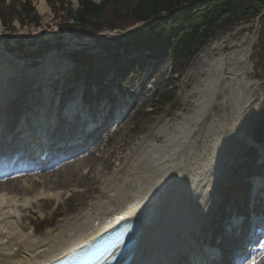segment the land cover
<instances>
[{
	"label": "bare ground",
	"instance_id": "1",
	"mask_svg": "<svg viewBox=\"0 0 264 264\" xmlns=\"http://www.w3.org/2000/svg\"><path fill=\"white\" fill-rule=\"evenodd\" d=\"M38 10L42 14L48 11L44 1L40 2ZM229 39L223 37L217 42L210 43L198 57L199 66L192 65L188 74L191 78L200 74L208 76L204 81L205 85L195 89L196 94H202L198 100L202 109L176 125L174 131L169 130L166 125L163 126L158 138L163 136L164 143L145 141L138 145L131 154V158L135 157V160L131 162L124 176L117 174L118 177L112 181L103 174L101 177H96V170L85 174L86 179L93 178L97 183L103 181L105 187L103 199L69 219L62 229L50 231L46 238L40 240L36 236L37 231L28 232L29 225L26 222L29 221V214L42 216V213L50 209L54 203H59L61 198V194L57 193L59 190L80 185L79 180L75 179L74 168H82L87 162V157L77 156L76 150L72 147H64L57 150L55 156L58 159H68L62 167L55 168V165L52 167L49 163L44 167L22 170L0 178L2 179L0 180V264H50L123 219H129L137 226L135 244L127 256L130 257L129 264H167L176 260L178 255L184 252L181 245L184 241L188 242L186 235L192 232L191 226L194 225L193 222L196 221L200 211L205 208L208 202L207 196L212 193L213 184L217 181L216 174L211 169L216 168L220 176L223 172L222 167H225V164L215 161V158H218L216 156L218 149L212 145L208 150L206 147L208 143L204 144L193 158L197 144L202 140L194 126L199 123L202 110L209 105L208 98L205 99L203 96L205 89L215 83L228 82L230 87L222 90L228 97L223 109L225 107L226 112L231 111L234 115L230 121L236 122L234 127L246 125L249 122L247 116L251 112L254 114L253 112L259 111V108L261 111L264 109L262 104H258L257 101L253 104L249 100V95L252 98L257 97V89L249 87L243 90L234 86V80H241L242 76L247 74L243 60L245 58L241 53L207 61L216 51L224 52L227 48L225 44ZM3 69L5 67L0 69V102L4 98V91L11 88L7 86L14 75L11 70L5 72L2 71ZM44 69L43 75L55 70L48 64ZM27 75L29 78L36 76L32 72H28ZM28 90L32 89H27V92ZM235 93L239 95L235 96ZM3 111L5 109L0 107V115L4 114ZM227 121L223 119V123ZM2 124L1 121L0 125ZM3 125L6 126V123ZM45 126L41 125L40 129L36 126L29 127L32 144L42 152L40 154L42 157L45 151L42 145L45 136L46 140L51 142L56 139L58 132V128L46 131ZM36 130L41 132L39 137ZM214 133H217V130L211 129L204 141L209 142ZM32 151V147L29 146L26 154V157L30 158L27 159L29 161L32 160L30 157ZM221 154L226 155L228 159L234 155L239 156V152L234 153L226 149ZM206 157H209L206 163L199 161V158ZM22 160L25 158L23 157ZM191 163L196 169L188 168L184 171ZM69 173L72 177H68ZM98 174L100 175L101 172ZM253 183L258 185L259 182ZM257 198L261 199L260 195H257ZM53 214L59 215L58 210ZM237 222L239 221L235 220L234 224ZM234 224L226 223L224 228L228 227L229 231L234 230ZM192 246L194 247L189 249L197 259L213 258L219 254L208 250L202 253L194 243ZM261 250L258 257L251 258V263H261L264 244Z\"/></svg>",
	"mask_w": 264,
	"mask_h": 264
},
{
	"label": "rangeland",
	"instance_id": "2",
	"mask_svg": "<svg viewBox=\"0 0 264 264\" xmlns=\"http://www.w3.org/2000/svg\"><path fill=\"white\" fill-rule=\"evenodd\" d=\"M12 1L13 0H7L6 4H10ZM30 1H32L35 7V12L39 17L40 23L38 26L30 24L21 26L15 21L12 27L15 26L16 28L14 27V30L9 29V31L4 30L0 25V69L5 67L2 71L6 72L11 70L12 74L19 76L20 73L25 72L29 67L35 65H37L40 71H43L47 63H49L48 65H53L56 70L67 62L69 63L67 65L73 68L75 66L70 63L67 57L68 53L87 49L90 51V54L96 56L93 61L95 71L97 68L100 70L104 69L103 72L99 71L100 75L97 79V86L90 88L92 99H100L96 104L90 101V106L96 105L95 107H98L99 103L103 101L104 98L115 100L116 103L126 102L131 106L130 113L117 131L110 132L109 136L102 139L95 149H91V153H85L87 162L82 165V168H74L76 172L74 173L76 176L75 179L79 180L80 185L78 187L72 186L59 190L57 192L61 194L59 203H54L50 209L42 213V216H38L34 213L29 214V221L26 222V224L29 225L28 232L37 231V238L42 240L47 237L48 232L54 231L55 229H62L69 219L85 211L86 208L93 203L102 201L105 189L102 184L103 181L97 183L93 178L86 179L84 177L85 174L89 172L93 173L96 170L97 173L101 172L100 175L96 173V177H101L103 174L107 179L112 181L118 177L117 174L124 176L131 162L135 160V157L131 158V154L138 145L145 141H157L159 144L164 143L165 138L163 136L158 138L163 126L166 125L169 130L174 131L176 125L194 116L197 110L202 109V106H199L198 103L202 94H196L195 89L196 87L205 85L204 81H206L208 76L200 74L195 76V78H191L188 77V74L190 73L192 65L199 66L200 61H198V57H200L203 50L212 42H209L199 51L197 56L189 63L184 73L178 75L174 73L175 66L172 65L170 58L160 63L156 61L151 63V61L147 60L142 67L139 66L138 69L134 67L130 70L128 69L129 65L126 66L124 64L123 66L122 63L115 65L116 61H109L107 58L108 53L101 50L98 44L99 41L101 43L110 38L111 34H117L119 31L110 32L103 30L102 32L93 34V29L87 28L84 31L85 35L80 38L73 28H67V25L71 26L73 22H66V20H64V12H53L52 9L48 7V11L42 14L38 10V7L40 6V2L44 1L46 3V1ZM69 1L72 3L71 8L76 11L78 9L76 0ZM252 29L254 31L253 33L251 32ZM260 30L261 25L259 23L250 25L245 24L236 28L234 31L224 36L230 38L225 44L227 48L224 52L220 53L216 51L214 56L207 59V61H214L220 56L241 53L242 57L245 58L243 60L245 62L244 65L246 66L247 74L242 76L241 80H234V86L242 88L243 90L249 87L257 89V97L252 98L251 95H249V100L253 104H256L255 101H257L258 104H262L264 108V81H261L258 74L255 73L256 59L254 56V49L259 45ZM6 35H10V40H5ZM222 38L223 37H220L213 42H217ZM16 42L21 43V45L25 47V55L26 53L29 54L37 49H41L43 43L47 42L50 43L52 50L44 54L37 63H32V61L23 60V55V57H21L20 54L16 55L13 53V51L19 49ZM110 53L112 56L118 55L120 59H123L121 58L119 49H113ZM138 57L139 55H134L129 56L128 59H136ZM153 64H156L157 68L154 69L152 76L148 77L150 68L147 69V66ZM78 80L79 82L85 81L87 86L88 83L89 85L95 84L93 80L90 82L86 77H80ZM104 80H106V82H103ZM99 82L103 85L101 88L102 91L98 89ZM87 86L85 87L87 88ZM122 86H124V88ZM229 87L228 82H222L221 84L215 83L211 87L205 89L203 96L205 99L208 98L209 105L202 110V115L199 117L200 121L194 126L197 129V134H199L202 140L197 144L198 146L195 149L193 158L196 157L199 149H201L204 144L208 143L206 146L208 150L212 145H214V148L218 149L216 152L218 158H215V161H218L220 164H225V167H222L223 172L220 173L219 180L213 184L214 191L209 195L210 201L206 209L198 215L194 225L191 226L193 227L192 233L198 234V230L202 229L204 230L202 237L207 238L212 236L210 226L211 222L214 220L211 217V213H213L217 207L219 209L221 205V208L216 213L217 215H214L216 216V221H220L221 212L226 209V206L232 203L236 204L235 208L246 211V204L250 198V194H247L249 188V185L247 186V183H249L248 176H250L251 173L262 172V170L257 167L260 164L258 163L260 162L259 160L262 158L264 159V148H257L259 150L256 151L252 145L254 144L257 146L253 143L255 142L253 137L257 133L258 127L264 126V109L261 111L259 108V111L253 112L254 114L251 112L247 116L249 117V122L246 125L234 127L236 122H230L234 115L231 111L226 112L225 107L223 109L228 97L222 90ZM237 93H235V96L239 95H237ZM158 94L172 95L174 97L173 106H166L164 109L159 110L156 98ZM216 94H219L218 97L215 96ZM24 99L25 95L22 96L20 94L12 103L16 101L22 102ZM223 119H227L230 123L228 121L223 123ZM234 119H236V117ZM219 120L221 123L218 122ZM211 129H213V131L217 130V133L213 134V138L209 142H205V137ZM225 149L226 151L231 150L234 153L239 152V156L234 155V157L228 159L226 155L221 154V152L224 153ZM140 152L141 151H139V153ZM80 156L82 157V155ZM67 160L66 158L60 160L55 159L52 163L56 166L55 168H57L67 163ZM208 160L209 157L204 159L199 158V161L203 164ZM254 160L258 161L253 164ZM193 166V163L188 164L184 171L188 168H193L195 170L196 167ZM80 169L83 170L80 171ZM211 170L215 172L216 168ZM68 177H72V174L69 173ZM242 193L243 195L241 197ZM57 210L59 215H54L53 213ZM218 229L217 232L219 233ZM196 239L198 240L197 235ZM218 241L216 243H218Z\"/></svg>",
	"mask_w": 264,
	"mask_h": 264
},
{
	"label": "trees",
	"instance_id": "3",
	"mask_svg": "<svg viewBox=\"0 0 264 264\" xmlns=\"http://www.w3.org/2000/svg\"><path fill=\"white\" fill-rule=\"evenodd\" d=\"M47 2L54 12H64V20L73 22L67 28H73L80 38L87 28L93 29V34L103 30L121 31L101 43L99 41L101 49L107 52L117 48L124 51L151 50L169 56L175 66L174 72L179 74L186 71L189 63L209 42L240 26L259 22V45L254 49L255 73L264 81V0H103L100 4L92 0H76V11L71 8L69 0ZM6 3V0H0V20L5 30H14L12 24L15 20L21 26L39 25V17L30 0ZM135 25L139 26L122 34ZM16 45L17 52L32 59L41 58L52 50L47 42L41 49L25 55V47L18 42ZM68 56L78 66L92 64L93 56L87 49L68 53ZM156 98L159 110L174 104L172 95L158 94ZM259 139H263L261 131Z\"/></svg>",
	"mask_w": 264,
	"mask_h": 264
},
{
	"label": "crops",
	"instance_id": "4",
	"mask_svg": "<svg viewBox=\"0 0 264 264\" xmlns=\"http://www.w3.org/2000/svg\"><path fill=\"white\" fill-rule=\"evenodd\" d=\"M100 1H102V0H96L97 3H99Z\"/></svg>",
	"mask_w": 264,
	"mask_h": 264
}]
</instances>
